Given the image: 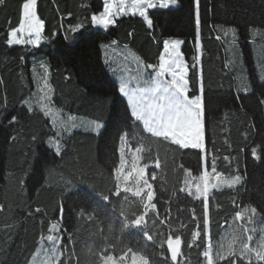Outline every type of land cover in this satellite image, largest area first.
Wrapping results in <instances>:
<instances>
[{
	"label": "trees",
	"instance_id": "16d2710c",
	"mask_svg": "<svg viewBox=\"0 0 264 264\" xmlns=\"http://www.w3.org/2000/svg\"><path fill=\"white\" fill-rule=\"evenodd\" d=\"M28 1L0 0V264H32L53 226L55 264L130 255L148 264H264V0H176L149 10L150 26L128 15L107 29L92 21L106 0H37L42 43L11 46ZM166 39L183 42L203 151L150 134L110 68L108 48H121L152 75ZM42 65L62 120L37 100ZM130 153L149 195L121 191L117 173ZM204 175L225 184L199 196ZM170 238L182 241L178 263Z\"/></svg>",
	"mask_w": 264,
	"mask_h": 264
},
{
	"label": "rangeland",
	"instance_id": "374dc122",
	"mask_svg": "<svg viewBox=\"0 0 264 264\" xmlns=\"http://www.w3.org/2000/svg\"><path fill=\"white\" fill-rule=\"evenodd\" d=\"M37 0H29L23 8L20 27L10 33L9 45H28L38 47L42 43L43 24L36 13ZM176 0H106L104 11L93 16L94 27L107 29L114 25L115 19L123 16H139L150 26L147 12L155 9L176 8ZM180 39H166L159 67L152 75L144 77L140 67L126 62V54L114 47L108 48V58L112 72L118 77L120 94L131 109L132 115L137 117L136 101L144 99L149 102L150 113L140 119L150 134L158 137H168L173 143L186 149L203 151L204 137L202 126L201 99L188 97L187 68L181 48ZM131 67L132 71L129 70ZM134 68H137L135 70ZM38 78L37 100L42 110L53 121L64 119L60 112L51 105V88L48 84V73L44 65L36 72ZM130 76V77H129ZM140 76H143L140 78ZM71 121L80 120L70 117ZM102 126H100L101 128ZM145 168L139 163L135 154L122 156L117 178L121 191H128L138 195H149L150 185L145 179ZM225 184L214 177L212 180L206 175L194 185L199 196H206L209 183ZM253 222V220H251ZM57 228L51 229V234L42 239L40 248L33 258L32 264H55L59 257L60 246ZM99 264H148L143 258L130 255L121 260L101 258Z\"/></svg>",
	"mask_w": 264,
	"mask_h": 264
},
{
	"label": "water",
	"instance_id": "95a60500",
	"mask_svg": "<svg viewBox=\"0 0 264 264\" xmlns=\"http://www.w3.org/2000/svg\"><path fill=\"white\" fill-rule=\"evenodd\" d=\"M168 255L173 263H178L181 258L182 241L181 239L170 238L166 243Z\"/></svg>",
	"mask_w": 264,
	"mask_h": 264
},
{
	"label": "crops",
	"instance_id": "0c3cea01",
	"mask_svg": "<svg viewBox=\"0 0 264 264\" xmlns=\"http://www.w3.org/2000/svg\"><path fill=\"white\" fill-rule=\"evenodd\" d=\"M94 26V25H93ZM113 26V25H112ZM95 28V27H94ZM97 29H102V28H97ZM120 49V51L121 52H125V49H121V48H119ZM159 63H160V61H159ZM128 105H129V103H128ZM134 107H136V114H137V117H135L137 120H139L140 121V119L142 118V117H145L147 114H149L150 113V107H149V102L148 101H146L145 99H144V101H142V100H137L136 101V104L134 103ZM129 108H130V110H131V113H132V109H131V107H130V105H129ZM141 122V121H140ZM143 124V123H142ZM144 125V124H143ZM145 127V126H144ZM147 130V129H146ZM148 131V130H147ZM149 132V131H148ZM166 138V137H165ZM168 138V137H167Z\"/></svg>",
	"mask_w": 264,
	"mask_h": 264
},
{
	"label": "built area",
	"instance_id": "2783aa9c",
	"mask_svg": "<svg viewBox=\"0 0 264 264\" xmlns=\"http://www.w3.org/2000/svg\"><path fill=\"white\" fill-rule=\"evenodd\" d=\"M136 70V68H134Z\"/></svg>",
	"mask_w": 264,
	"mask_h": 264
}]
</instances>
